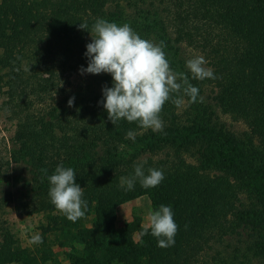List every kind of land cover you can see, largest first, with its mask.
<instances>
[{"label":"trees","instance_id":"1","mask_svg":"<svg viewBox=\"0 0 264 264\" xmlns=\"http://www.w3.org/2000/svg\"><path fill=\"white\" fill-rule=\"evenodd\" d=\"M98 18L163 42L172 69L199 89L198 102L181 93L180 105L165 103L162 132L114 125L98 103L111 75L80 73L91 36L78 25ZM195 56L215 78H191ZM0 88L15 126L0 148V207L8 198L19 213L45 214L44 231L76 229L82 247L56 264H264V0H0ZM143 161L145 174L163 170L160 185L119 187ZM61 163L84 189L88 226L50 202L47 176ZM142 195L153 210L171 205L174 246L158 247L136 224L114 229L118 205ZM22 253L2 226L0 264L38 263Z\"/></svg>","mask_w":264,"mask_h":264},{"label":"clouds","instance_id":"2","mask_svg":"<svg viewBox=\"0 0 264 264\" xmlns=\"http://www.w3.org/2000/svg\"><path fill=\"white\" fill-rule=\"evenodd\" d=\"M78 27L88 30L91 36L84 53L87 67L80 66V73H107L112 77V86L102 87L103 99L98 103L102 104L114 125L126 120L141 128L162 132L164 122L160 114L166 102L171 100L180 105L181 93L191 102H198L199 89L190 82L188 74L172 69L163 42L158 44L142 38L128 23L121 25L103 18H98L90 30L86 22ZM206 63L203 56L186 61L192 79L215 78L213 71L205 67ZM173 94H176L175 99ZM67 103L73 106L74 97ZM126 138L135 139L131 130ZM146 162L136 164L132 176L121 177L119 187L131 191L137 180L145 189L159 186L164 180L163 170L149 168L145 174ZM42 171L47 173L46 169ZM76 176L72 167H65L62 163L47 176L50 202L72 222L83 218L88 207L83 199L84 189L76 182ZM178 230L171 205L161 204L157 210L149 211L148 225L142 234H151L157 239L158 247L166 248L174 246ZM33 242L42 243V237H33Z\"/></svg>","mask_w":264,"mask_h":264},{"label":"rangeland","instance_id":"3","mask_svg":"<svg viewBox=\"0 0 264 264\" xmlns=\"http://www.w3.org/2000/svg\"><path fill=\"white\" fill-rule=\"evenodd\" d=\"M74 78L75 75L70 77L71 80H74ZM4 99L5 95L0 88V148L4 146V142L8 143L9 136L12 135L15 128L14 122L10 121L2 110ZM222 119L234 129L244 126L242 122L233 121L228 115H222ZM14 173L22 176L27 175L24 165L16 166ZM151 210L153 208L145 195L123 202L115 210L114 229L123 232L125 226L129 224H136L139 228H145L148 225V213ZM57 213L62 215L59 211ZM88 222V219L83 217L82 220H77L75 225L79 227L88 226ZM46 224L45 214L35 213L25 215L19 213L8 198L3 199V206L0 207V228L4 226L13 234L19 247L24 251L22 253L23 257H25V254H29L37 260L38 263L36 264H56L65 262L68 253L76 252L77 248L82 247L77 238L79 233L76 232V229L72 228L71 234L66 233L65 236L61 232V229L56 231L50 228L48 231H44L42 225ZM60 227L65 228V226H58L57 228ZM37 235L42 237V243L37 244L33 242V237ZM132 238L134 240L138 238V230L133 232ZM18 264L24 263L20 262Z\"/></svg>","mask_w":264,"mask_h":264}]
</instances>
